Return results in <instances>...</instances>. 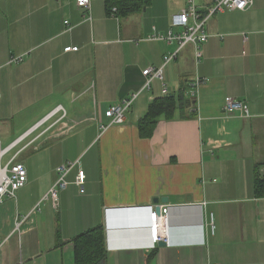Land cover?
<instances>
[{
	"label": "crops",
	"instance_id": "0c3cea01",
	"mask_svg": "<svg viewBox=\"0 0 264 264\" xmlns=\"http://www.w3.org/2000/svg\"><path fill=\"white\" fill-rule=\"evenodd\" d=\"M215 1L194 3L206 13ZM185 6L149 0L119 17L105 0L88 9L75 0H0V165L17 155L27 176L0 204V264H74L73 239L96 226L105 264H264V198L253 190L255 169L264 174V0L214 14L199 61L188 45L163 80L144 88L142 71L176 49L150 37L166 35ZM196 77L206 82L194 108L140 138L149 104L192 97ZM134 94L123 123L110 125L105 111ZM226 97L245 103L250 117H225ZM69 162L54 207L45 196ZM160 205L169 247L149 239V213Z\"/></svg>",
	"mask_w": 264,
	"mask_h": 264
},
{
	"label": "built area",
	"instance_id": "2783aa9c",
	"mask_svg": "<svg viewBox=\"0 0 264 264\" xmlns=\"http://www.w3.org/2000/svg\"><path fill=\"white\" fill-rule=\"evenodd\" d=\"M90 0H75L77 7L88 9ZM252 4V0H216L211 8L206 13H203L196 7L194 0H186V6L179 13L172 16L170 29L166 35L154 33L150 39L166 41L167 43H175L176 49L172 53H167L163 56L162 64L159 67H148L142 71L145 78L144 88H148L153 80H163V68L170 62L175 60L186 46L191 45L194 49V58L198 62L202 55V46L208 40L206 31V23L209 18L218 12L224 10L243 11ZM116 8L112 7L111 14L115 16ZM76 47H66L65 52L76 51ZM13 62L17 63L20 58H14ZM206 82L205 78L196 77L192 81L191 90L192 97H195L200 86ZM163 94H167L166 89L162 90ZM136 94L129 99L123 100L121 103L109 107L105 111V116L110 120V125L121 124L125 119V114L135 99ZM61 111V106H58L48 117ZM222 113L225 117L238 116L240 118H249L248 107L245 103L226 97L223 102ZM64 116V115H63ZM6 151L0 152V158ZM74 163L61 164L56 168L57 181L49 190L45 199H49L54 207L57 205L58 192L66 189L69 182L67 181L68 174L73 170ZM264 173V171H263ZM85 180L84 172L78 171L74 177L73 183L76 185L83 184ZM26 168L17 160V155L13 156L5 166L0 165V204L5 199L15 197V192L26 184ZM168 207L156 206L149 213V239L153 246L158 243H163L166 247L170 246V236L168 230ZM210 226L213 231L212 215H210Z\"/></svg>",
	"mask_w": 264,
	"mask_h": 264
},
{
	"label": "trees",
	"instance_id": "16d2710c",
	"mask_svg": "<svg viewBox=\"0 0 264 264\" xmlns=\"http://www.w3.org/2000/svg\"><path fill=\"white\" fill-rule=\"evenodd\" d=\"M148 3L149 0H105V10L110 15L112 7H115L114 14L125 17L139 12ZM195 99L185 97L183 92L178 95L167 94L162 98L154 99L149 104L146 115L137 124L139 137L143 139L151 137L159 119L172 120L178 109L194 108ZM253 190L255 197L264 198V174L258 173V167L254 171ZM56 239L58 244V226ZM72 244L74 264H105L103 226H96L79 234L73 239Z\"/></svg>",
	"mask_w": 264,
	"mask_h": 264
},
{
	"label": "water",
	"instance_id": "95a60500",
	"mask_svg": "<svg viewBox=\"0 0 264 264\" xmlns=\"http://www.w3.org/2000/svg\"><path fill=\"white\" fill-rule=\"evenodd\" d=\"M161 201L163 202V201H166V200H165V198H164V199H162ZM163 245H164V244H163V243H161V242H160V243H158V246H163Z\"/></svg>",
	"mask_w": 264,
	"mask_h": 264
}]
</instances>
